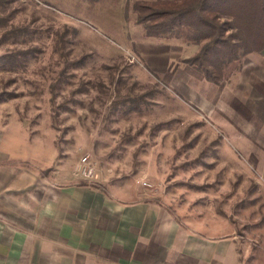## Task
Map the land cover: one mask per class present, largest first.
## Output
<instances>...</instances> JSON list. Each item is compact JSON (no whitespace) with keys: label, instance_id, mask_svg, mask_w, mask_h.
<instances>
[{"label":"rangeland","instance_id":"rangeland-1","mask_svg":"<svg viewBox=\"0 0 264 264\" xmlns=\"http://www.w3.org/2000/svg\"><path fill=\"white\" fill-rule=\"evenodd\" d=\"M135 1L0 0V58L17 62L0 63V190L38 210L47 190L89 186L220 226L239 264H264L262 117L235 89L264 49L213 84L184 62L202 42L147 36ZM9 30L20 34L3 40Z\"/></svg>","mask_w":264,"mask_h":264},{"label":"crops","instance_id":"crops-1","mask_svg":"<svg viewBox=\"0 0 264 264\" xmlns=\"http://www.w3.org/2000/svg\"><path fill=\"white\" fill-rule=\"evenodd\" d=\"M260 54L264 59V51ZM251 75L245 81L240 78L235 96L254 116L262 117L260 125L264 127V66ZM260 125L252 130L264 133V128L262 131L257 128ZM260 148L264 172V145ZM4 193L0 190V217L4 218L0 219V231L4 233L0 239L7 241L3 256L6 264H239L240 261L236 236L220 226L206 229L174 224L152 206L118 200L89 186L47 190L46 196L41 195L46 199L38 210L30 205L28 209L17 206Z\"/></svg>","mask_w":264,"mask_h":264},{"label":"trees","instance_id":"trees-1","mask_svg":"<svg viewBox=\"0 0 264 264\" xmlns=\"http://www.w3.org/2000/svg\"><path fill=\"white\" fill-rule=\"evenodd\" d=\"M132 9L147 36L202 42L184 62L213 84L222 82L230 64L264 49V0H143L135 1ZM19 34L9 30L1 38ZM7 58L2 56L0 63H17ZM131 101L135 110L137 103Z\"/></svg>","mask_w":264,"mask_h":264},{"label":"built area","instance_id":"built-area-1","mask_svg":"<svg viewBox=\"0 0 264 264\" xmlns=\"http://www.w3.org/2000/svg\"><path fill=\"white\" fill-rule=\"evenodd\" d=\"M86 160H87V156H85L82 161L85 162ZM143 184L146 185V186H148V187H151V184L150 183L143 182Z\"/></svg>","mask_w":264,"mask_h":264}]
</instances>
